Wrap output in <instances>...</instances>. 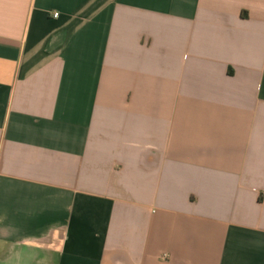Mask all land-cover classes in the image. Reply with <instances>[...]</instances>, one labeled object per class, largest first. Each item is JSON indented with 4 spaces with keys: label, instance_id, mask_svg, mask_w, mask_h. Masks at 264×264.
<instances>
[{
    "label": "crops",
    "instance_id": "obj_1",
    "mask_svg": "<svg viewBox=\"0 0 264 264\" xmlns=\"http://www.w3.org/2000/svg\"><path fill=\"white\" fill-rule=\"evenodd\" d=\"M0 264H264V0H0Z\"/></svg>",
    "mask_w": 264,
    "mask_h": 264
},
{
    "label": "built area",
    "instance_id": "obj_2",
    "mask_svg": "<svg viewBox=\"0 0 264 264\" xmlns=\"http://www.w3.org/2000/svg\"><path fill=\"white\" fill-rule=\"evenodd\" d=\"M59 16V13H54V17L57 18Z\"/></svg>",
    "mask_w": 264,
    "mask_h": 264
}]
</instances>
